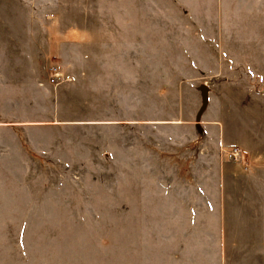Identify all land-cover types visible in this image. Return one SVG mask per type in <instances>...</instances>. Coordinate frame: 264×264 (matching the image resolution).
Segmentation results:
<instances>
[{"label": "rangeland", "instance_id": "374dc122", "mask_svg": "<svg viewBox=\"0 0 264 264\" xmlns=\"http://www.w3.org/2000/svg\"><path fill=\"white\" fill-rule=\"evenodd\" d=\"M245 78L264 0H0V264H264L198 258L219 216L189 205L204 84Z\"/></svg>", "mask_w": 264, "mask_h": 264}, {"label": "crops", "instance_id": "0c3cea01", "mask_svg": "<svg viewBox=\"0 0 264 264\" xmlns=\"http://www.w3.org/2000/svg\"><path fill=\"white\" fill-rule=\"evenodd\" d=\"M224 66L216 62L214 70L221 71ZM241 82L231 81V89L220 87L218 92L209 82L204 84L208 87L207 102L204 110L198 111L195 126L204 143L190 150L194 153L191 165L199 168L200 176L194 180L198 194L208 197L197 206L191 201L189 205L192 212L219 217L214 224L201 223L199 230L207 227L212 235L207 242L200 239L206 242L204 247L214 250L198 258H264V121L260 122L264 118V94L248 88L253 85L251 79ZM255 103L258 107H252ZM223 115L231 125L226 134ZM228 145L239 146L246 159L234 162L223 150Z\"/></svg>", "mask_w": 264, "mask_h": 264}, {"label": "built area", "instance_id": "2783aa9c", "mask_svg": "<svg viewBox=\"0 0 264 264\" xmlns=\"http://www.w3.org/2000/svg\"><path fill=\"white\" fill-rule=\"evenodd\" d=\"M49 70H50V76H49L50 81L53 83H58L60 80H64L65 77H68L62 71V69L59 68V66H57V65L51 66L49 68ZM228 151L234 160H236V161H244L245 160L244 155H243V151L241 148H239V146H231Z\"/></svg>", "mask_w": 264, "mask_h": 264}, {"label": "water", "instance_id": "95a60500", "mask_svg": "<svg viewBox=\"0 0 264 264\" xmlns=\"http://www.w3.org/2000/svg\"><path fill=\"white\" fill-rule=\"evenodd\" d=\"M203 90H204V105H205L207 102V89L205 86L203 87Z\"/></svg>", "mask_w": 264, "mask_h": 264}]
</instances>
